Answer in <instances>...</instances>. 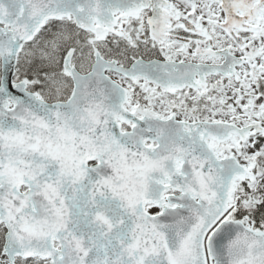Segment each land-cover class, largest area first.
Wrapping results in <instances>:
<instances>
[{
	"label": "snow or ice",
	"instance_id": "1",
	"mask_svg": "<svg viewBox=\"0 0 264 264\" xmlns=\"http://www.w3.org/2000/svg\"><path fill=\"white\" fill-rule=\"evenodd\" d=\"M0 264H264V0H0Z\"/></svg>",
	"mask_w": 264,
	"mask_h": 264
}]
</instances>
